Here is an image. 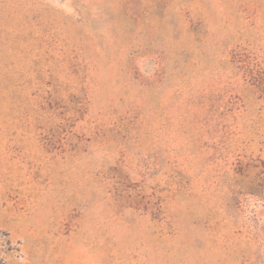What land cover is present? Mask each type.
<instances>
[{
  "label": "rangeland",
  "instance_id": "obj_1",
  "mask_svg": "<svg viewBox=\"0 0 264 264\" xmlns=\"http://www.w3.org/2000/svg\"><path fill=\"white\" fill-rule=\"evenodd\" d=\"M0 264H264V0H0Z\"/></svg>",
  "mask_w": 264,
  "mask_h": 264
}]
</instances>
